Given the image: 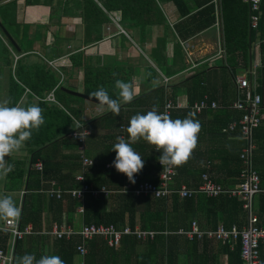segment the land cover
<instances>
[{"label": "crops", "instance_id": "1", "mask_svg": "<svg viewBox=\"0 0 264 264\" xmlns=\"http://www.w3.org/2000/svg\"><path fill=\"white\" fill-rule=\"evenodd\" d=\"M36 1L39 4L26 5V0H17L16 19L20 24V34L21 37L24 34L28 43L31 44L21 54L11 51L13 58L11 65L2 66V59H0V102L9 103L10 77L13 75L17 60L21 58H26L29 64L38 62L47 64L58 74L59 83L57 86L61 85L63 89L85 93L87 73L93 92L99 87H103L111 98L119 100V89L115 87L116 80L129 83L134 90L132 100L120 103L118 114L111 112L107 105H99L83 98L78 103L73 104L80 111L79 118L72 116L75 124L77 122L87 131L84 140V154L92 159L94 164L87 167L83 166L79 144L71 138L77 143V146L72 148L59 146L56 150H46L44 152L45 158L38 160L44 163V170L46 171L45 181L42 179L41 186L47 185L48 181H55L59 185L58 187L67 190L72 187V189L80 188L81 184L76 180V177L83 173L86 183L94 188L99 190L105 187L112 191L110 194L100 193L97 196L90 194L95 198L100 196L109 198L107 199L108 206L111 205V195L121 192L132 193L130 190L136 183L130 182L125 174L118 172L111 163L115 157V151L111 150V147L116 142L117 137L128 141L143 160L142 168L133 175H138L142 179L155 183L159 182L162 171L158 160L159 153L155 150L154 145L143 139L130 140L127 133L130 118L137 113L142 114L153 108L160 112L165 101L172 99L177 107L172 110L169 118L183 119L190 113L189 106L205 96L208 97L209 101L217 102L219 107L205 110L197 115L191 114L190 118L199 122V132L189 158L181 165L175 166L177 174L173 178L171 186L176 189L184 185L197 188L203 184L204 174L217 179L219 177L222 183H216L227 189H234L241 182L231 173L233 169L221 162V158L228 155L235 157V154L239 153L241 159V154L247 144L246 140L235 130H227L230 123L236 121L234 119L236 114L240 112V110L233 108L232 104L238 99H246L249 95H264V89L260 92L262 88L260 70L264 68V62L260 49L261 41L258 37L254 41L251 36L249 38L250 48L247 54V62L242 51L231 55L227 54L226 51L221 59L216 58L213 62L212 58L218 49V33L213 27L215 22L214 7L210 0H206L207 3L200 7H195L194 3L191 4L192 11L186 15L178 9L174 1L155 0L159 6L158 11L152 12V14L136 11L130 16L128 15V19H124V9H129L126 5L108 11L102 3L96 0L106 14L108 21L99 28H92L91 30L84 23L81 17L82 11L77 6L76 0ZM135 2L136 0L132 3L134 6L137 5ZM243 2L245 1L243 0ZM209 6L212 8L210 15L213 16V20L210 26L202 28L200 26L208 19V15L206 12L199 14L198 17L196 15L200 10ZM262 10L264 12V0H262ZM111 15L128 32L129 36L119 33ZM160 20L162 21L159 22ZM143 23L146 25L140 26ZM90 32L91 35L88 34ZM2 33L0 29V35ZM97 35L101 36L99 40L95 39ZM4 36L2 35V38L7 42L8 38ZM16 40L22 43L20 37ZM182 42L192 46L190 51L193 53L192 58L198 64L196 68L191 69L192 64ZM16 57L18 58L16 59ZM49 62H52L53 65ZM198 71L204 72L202 77L205 79L203 85L206 88L203 90L202 98H199V93L197 94L192 88V80L190 79L193 73ZM164 78H167L168 81L165 82ZM239 78H247L251 89H239L237 83ZM57 86L52 89L54 92ZM29 93V89H26V95L21 99L18 106H25ZM38 101L35 97L34 104ZM52 104H58V100L56 99V103ZM261 112L264 122V103ZM80 126L76 124V128L79 129ZM254 155L256 156L253 151L252 158L256 169ZM32 157L33 153L27 149L23 142L19 150L13 151L4 158V165L11 164L12 171L0 176V196L12 197L20 210V219L24 196L28 193L26 186L30 172L37 170L35 164L38 161L33 163ZM20 169L24 170V178L20 184H17L18 189H16L11 183L12 177L16 175L12 174L14 171L19 172ZM77 182L80 186L74 188ZM99 184L102 185L98 187ZM262 184L264 185V179ZM43 188L35 189L36 194L45 195L46 201L37 204L43 211L37 222L38 229L31 235L37 238L39 235L46 237L47 245L45 248H48L49 243L57 238L50 234L54 225L60 228L69 225L66 215L60 223L55 219L56 212L48 206L49 199L52 197H49L44 191L49 187L44 186ZM209 197L203 193L194 195L196 214H193L190 219L197 221L203 229L213 230L223 224L219 219L220 216H218L216 228L212 227L214 226L213 221L208 222L206 219L204 214L208 207ZM255 199L254 204L257 207V196ZM76 210L71 226L79 231L85 225L83 208L77 207ZM245 218L247 223V213ZM7 219L9 218H0V231L3 233L6 232L3 229ZM190 222L188 228L191 227L192 222ZM28 226L33 227L31 223L25 227ZM126 226L131 227L130 225ZM135 228L147 230L142 229L139 225ZM125 236H132L143 242L132 250L134 254L133 264H139V257L145 255L149 250L146 242L153 239L143 240L135 235ZM200 242L203 243L204 241ZM38 247L39 243L36 245V249ZM89 247L87 246L88 250ZM119 247L120 245L114 248L118 249ZM219 261L220 264L228 262L227 255L220 253ZM73 262L74 264H85V258L76 254ZM116 262L123 264L124 256L119 255ZM174 264H189L188 256L186 254L175 256Z\"/></svg>", "mask_w": 264, "mask_h": 264}, {"label": "trees", "instance_id": "2", "mask_svg": "<svg viewBox=\"0 0 264 264\" xmlns=\"http://www.w3.org/2000/svg\"><path fill=\"white\" fill-rule=\"evenodd\" d=\"M108 10H116L122 8V5L129 7L124 9V19H128V15L139 11L143 14L156 12L159 6L155 0H136L134 6L132 3L135 0H97ZM96 0H76L77 6L81 9V17L88 29L99 28L103 23L108 21V18L101 6ZM174 1L178 9L184 14H189L192 11L191 4L195 7L203 6L207 3L206 0H170ZM39 4L36 0H26V5ZM132 4V5H131ZM131 5V6H130ZM224 13V28L227 54H236L243 52L245 61H248V51L250 48L249 38L254 41L256 37L261 41L260 49L262 53V61L264 62V12L262 10V17L259 22L258 30L250 28V11L249 5L243 0H222ZM206 8V7H205ZM17 0H0V22L8 30L10 35L16 42L14 47L9 40L5 42L0 36V59H2V66L11 65L13 63L12 52L16 51L21 54L30 47L31 43L23 34H20V24L16 19ZM138 12V13H139ZM207 13L208 19L200 26L205 28L210 26L212 18L210 12L212 8L209 6L206 9L199 11V14ZM158 16V14H157ZM161 19V18H160ZM160 20L159 22H161ZM154 23V22H152ZM138 25V24H136ZM146 24H140L144 26ZM91 35V32L88 33ZM5 37V36H4ZM20 37L19 43L16 39ZM100 35L95 39L99 40ZM204 72H195L191 76L192 88L198 94L199 98L204 95V81L202 77ZM260 83L262 92L264 86V68L260 70ZM59 83L58 74L48 67L44 62L29 64L26 58L17 60L13 75L9 82V104L18 106L21 99L26 95V89H29L28 101L24 107L34 104L35 97L40 99L54 89ZM89 83V75L86 73L85 77V93H92ZM203 92V94H202ZM55 97L58 104H52L46 101H38V105L42 109L43 124L32 131L31 138L25 141V145L30 152L33 153L32 161L36 163L39 159H44V152L46 150L58 149L59 146L72 148L77 146V143L70 138V132L76 128V124L72 118H79L80 111L75 108L73 104L78 103L80 97L71 95L65 89L57 86L55 90ZM262 96V95H261ZM264 103V95L262 96ZM262 107V105H261ZM220 113V112H219ZM243 111L236 114L235 120H238ZM262 113V112H261ZM232 120V119H230ZM229 120V121H230ZM237 134H240V129H235ZM253 142L255 144L254 161L256 169L261 176L263 183L264 179V122L262 116V123L253 131ZM256 152V153H255ZM221 162L233 169V176L240 179L241 171L243 169L242 160L239 153L235 157L228 155L221 158ZM258 161V162H257ZM43 163V162H42ZM16 175L12 177L11 183L16 189L17 184L22 182L24 178V170L19 172L14 171ZM46 171L31 170L26 189L28 193L24 196L22 203L21 227L27 226L29 223L33 225V230L37 231V222L41 218L43 209L37 204L45 203V195L42 193L36 194L35 189L50 188L52 181H48L47 185L41 186L43 180L45 181ZM41 176V177H40ZM211 176V175H210ZM176 177V176H175ZM211 178L218 183H222L217 178ZM43 179V180H42ZM76 182V181H75ZM88 182V181H87ZM261 183L263 191L257 194V207L254 204V212L258 217L259 223L264 224V185ZM102 184L97 185L98 187ZM56 186H59L56 182ZM79 183L75 187H79ZM45 188V189H46ZM73 188V187H72ZM71 188V189H72ZM190 188V187H189ZM66 191V188H62ZM34 192V193H33ZM39 192V191H38ZM44 192V191H43ZM111 205H107L105 196L93 197L87 194L85 198L80 201L74 199L69 193H63L60 199L52 197L49 199L48 206L51 210L56 212L55 219L60 223L66 215L67 224L74 228L73 217L77 212V207L83 208V220L85 224H114L121 228L130 225L132 228L139 225L142 229L156 230L160 233L155 236L153 240L147 243L148 252L139 257V264H174V257L186 254L188 256L189 264H220L219 254L225 253L227 255L228 264H244L241 258V242L237 241L231 248L229 244H221L205 240L203 243L194 239L190 240L182 234H179L180 229H187L191 216L196 214V204L194 196L188 198H180L178 194H173L168 198H155L141 196L136 197L133 193H116L110 196ZM256 200V199H255ZM254 200V201H255ZM220 211V214H219ZM205 217L208 222H214L213 228H216L218 216L222 224L231 229L233 225L243 227L246 223V211L243 204L236 197H231L227 194H222L217 197L208 198V207L205 212ZM192 222V221H191ZM190 222V223H191ZM46 237L39 235L27 236L24 239L16 242L14 264H18L19 257L25 253L33 254L34 260H38L43 255H58L64 264H74L73 258L77 252V245L80 243V237L73 236L71 238H54L53 242L49 243V247L45 248ZM39 247L36 249V245ZM143 243L132 236H124L120 242L118 249L107 245L106 241L101 237H95L87 242L89 247L88 253L85 256V264H119L116 262L119 255L124 256L123 264H133V249ZM10 234L0 231V247L4 251L9 250ZM49 251V252H48ZM260 262L264 264V242L260 243Z\"/></svg>", "mask_w": 264, "mask_h": 264}, {"label": "built area", "instance_id": "3", "mask_svg": "<svg viewBox=\"0 0 264 264\" xmlns=\"http://www.w3.org/2000/svg\"><path fill=\"white\" fill-rule=\"evenodd\" d=\"M244 1L249 5L250 28L253 30H258L259 22L262 17V0ZM210 3L214 7L215 22L213 27L218 33V49L212 58L213 62H215L216 58L221 59L225 55L226 40L224 34L222 0H210ZM111 18L117 25L119 33L129 36L128 32L118 24L112 15ZM182 45H184V48L189 56L190 62L192 64L191 69L196 68L198 64L192 58L193 53L190 51L192 46L188 45L186 42H182ZM17 58L18 57H16V59ZM49 63L53 65L52 62ZM164 80L165 82L168 81L167 78H164ZM237 83L239 89H251L250 82L247 78H239ZM36 99L39 101L42 100L56 103L54 90L49 92L45 98L40 99L39 97H36ZM262 101V96L260 94H256L253 96L249 95V97L246 99H238L232 104L233 108L243 111V113L238 120L230 123L227 130H235L238 127L240 129V136L247 142L246 147L241 154V159L244 165L240 175L241 182L235 186L234 189H227L224 186L217 184L210 178L208 174H204L203 184L197 188H189L185 185L181 186L179 189L173 188L171 186V182L177 174L175 165H161L159 163L162 169L159 182L155 183L135 175L134 180L136 185L130 190L137 196L155 198H168L173 194H178L180 198H188L198 193H203L210 197H217L222 194H227L231 197L238 198L239 201L242 202L243 208L247 213V223L245 226L239 227L237 225H233L231 229H228L224 225H219L216 229L206 230L200 227L197 221L193 220L190 228L180 229L178 233L184 235L190 240L196 239L198 241L208 240L219 242L221 244H229L231 248L237 241H240L241 258L244 261V264H261L260 243L264 242V224L259 223L258 217L254 212L255 196L262 192L263 189L261 186L260 175L254 168L252 158L253 151L255 149V144L253 142V131L262 123ZM176 107L177 104L172 99H167L159 113L170 116L172 110L176 109ZM218 107L219 105L217 102L209 101L208 97L205 96L189 106V110L191 114L197 115L205 110L216 109ZM76 124L77 126H80L77 122ZM86 132L87 131L80 126L79 129H75L70 133V138L79 144V151L84 167L92 166L94 164V161L86 157L83 151ZM35 168L38 171H42L43 163L38 161L35 164ZM76 180L79 182L82 181L80 188L64 191L62 188L56 186V182L53 181L51 183L52 187L44 191L49 197H56L57 199H60L63 196V193L66 192L69 193L74 199L80 201H82L87 194L97 196V194L100 193H112L111 190H107L105 187H102V189L98 190L92 185L86 183L83 173L77 175ZM3 230L10 233V245L8 251H4V249L0 247V264H14L16 242L23 239L27 235L34 234L35 231L31 226L25 228L21 227L20 215L14 219H7ZM50 234L57 238H71L78 235L81 239V242L77 245V252L81 257L85 258L86 254L88 253L87 242L95 237L103 238L110 247H118L125 235H135L139 239L149 240L154 239L158 234V231L141 230L139 228L132 229L128 226L124 228H118L114 224H85L79 231H76L70 226L60 228L59 226L54 225L50 231ZM221 264H228V262Z\"/></svg>", "mask_w": 264, "mask_h": 264}, {"label": "clouds", "instance_id": "4", "mask_svg": "<svg viewBox=\"0 0 264 264\" xmlns=\"http://www.w3.org/2000/svg\"><path fill=\"white\" fill-rule=\"evenodd\" d=\"M119 89V100L111 98L103 87L91 93L101 104L118 114L121 102L133 99L134 90L127 82L116 80ZM42 109L35 104L26 107L0 102V176L12 171V165H4L3 161L13 151L19 150L23 142L29 140L33 130H37L44 122ZM191 117V113L183 119H170L168 115L159 113L155 108L144 113L133 115L128 123L127 133L130 140L143 139L155 146L159 152L161 165L179 166L190 156L195 146L199 122ZM111 150L115 151L112 160L114 168L134 181V173L143 166L141 156L134 151L124 138L117 137ZM19 208L10 196H0V218L14 219L19 215ZM33 254L25 253L19 257L18 264H33ZM35 264H64L58 255H43Z\"/></svg>", "mask_w": 264, "mask_h": 264}, {"label": "water", "instance_id": "5", "mask_svg": "<svg viewBox=\"0 0 264 264\" xmlns=\"http://www.w3.org/2000/svg\"><path fill=\"white\" fill-rule=\"evenodd\" d=\"M0 29L1 31L5 34V36L8 38V40L11 42V44L16 47V42L14 41V39L12 38V36L10 35V33L8 32V30L2 25V23L0 22ZM67 92H69L71 95L83 98L85 100H88L90 102L99 104V105H105V104H101L98 101L95 100L94 97H92L91 95L85 94V93H81V92H77V91H73V90H68L65 89Z\"/></svg>", "mask_w": 264, "mask_h": 264}, {"label": "rangeland", "instance_id": "6", "mask_svg": "<svg viewBox=\"0 0 264 264\" xmlns=\"http://www.w3.org/2000/svg\"><path fill=\"white\" fill-rule=\"evenodd\" d=\"M85 182H86V180H85ZM82 183V181H80V184Z\"/></svg>", "mask_w": 264, "mask_h": 264}]
</instances>
